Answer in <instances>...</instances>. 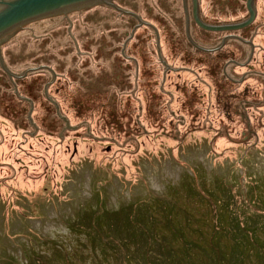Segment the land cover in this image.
<instances>
[{
	"label": "rangeland",
	"instance_id": "obj_1",
	"mask_svg": "<svg viewBox=\"0 0 264 264\" xmlns=\"http://www.w3.org/2000/svg\"><path fill=\"white\" fill-rule=\"evenodd\" d=\"M198 1L205 24L248 18ZM113 3L136 16L95 3L2 42L28 71L0 84V264H264V0L247 29L188 20L196 45L226 41L215 68L185 36L190 0Z\"/></svg>",
	"mask_w": 264,
	"mask_h": 264
},
{
	"label": "flooded vegetation",
	"instance_id": "obj_2",
	"mask_svg": "<svg viewBox=\"0 0 264 264\" xmlns=\"http://www.w3.org/2000/svg\"><path fill=\"white\" fill-rule=\"evenodd\" d=\"M6 1L7 0H0V9L2 7H4V5L2 3H5ZM116 1L119 2V1H123V0H110V1H105V2L97 1V2H92V3H88V4H83V5H80V6H77V7H69V8H66L64 10H60L57 13H63L62 11H65L66 12V11H70L72 9H80L82 7H86V6L91 5V4L96 5L95 3H97V4H105V5H108L113 10L117 11L118 13H125V14H128V15H131V17L132 16H134V17L136 16L135 13L132 12L131 10H125L122 6L119 7V6L114 5L113 2H116ZM190 4H191L190 11H188V10L185 9L186 10L185 11L186 26H187L186 27V31H185V36L189 40V42L191 43L190 45L193 46L200 53L199 55L205 57L206 60L208 58V55H211L212 56L211 62L213 64V67L215 68L216 66H218L219 61H223L226 58L225 55L222 53L223 47L225 46L224 42H226V41L225 40H222V43L220 44V46L217 47L216 49L213 48L212 50L202 48V47L196 45L194 42H192V39L190 38L189 33H188L189 32L188 31L189 30L188 29V27H189L188 20L191 19L192 22L196 26H197V24L194 21V14H196L198 16V18L200 19V21H202V20L200 18V2L197 0L196 5L194 6L192 0H190ZM183 5H184V2H183ZM245 6H246V1H245ZM184 8H185V6H184ZM57 13H54V14H57ZM54 14H51V15H54ZM65 16L66 15H64V17ZM143 24H144V22L141 21L139 25H142L143 26ZM146 24L148 25V23H145L144 25H146ZM251 25H249L248 27H250ZM197 27L200 28L199 26H197ZM248 27L243 28V29H247ZM16 29L17 28H15L13 30H10V31H8V32L0 35V69H1V72L3 73V75L0 74V84L1 83H5V80L7 82L9 81V82L12 83V80H15L16 79V80H18L17 82H21V81H25L26 78H27V71L28 70L24 71V73H22V75H20V76L19 75L12 74V70L6 68V66L4 65V62H3L2 58H1V47H2L1 45H2V42L4 40H6L7 38H9V36L12 34V32L15 31ZM200 30H203V29L200 28ZM203 31H206V30H203ZM235 31H238V30H235ZM206 32H209V31H206ZM230 36L232 37L230 39H232L234 41H242L243 42L242 45L243 46L250 47L252 52L256 50V45L250 43L248 40H242L240 37L234 36V35H230ZM158 49H159V47H158ZM169 49H170V47H169ZM175 49H176V45H171V50H172L171 52H174ZM214 59H216V60L213 61ZM197 61H199V59ZM164 65L167 68H169L166 64H164ZM239 67H241V66L239 65ZM242 67H244V66H242ZM220 68H221V72H222V70L224 69V65H222ZM29 70H33V69L29 68ZM210 72L212 73V75H211L212 78H214L215 75H217V73H218L217 72L215 74L214 71H212V70H210ZM210 72H209V75H210ZM17 82H16V84H17ZM34 82H36V80ZM14 95L17 96V94H14ZM14 98L17 99L16 97H14ZM18 99H21L20 100L21 102L27 103L29 105L27 107V113L29 115L33 114V110L35 109L34 102L32 101L33 99L30 98V97H22V98H18ZM32 103H33V105H32ZM41 109L45 113V112H47L46 110L48 109V106H46V105L44 106L43 105V108H41ZM0 110H1L0 114L4 117V119H6V120H8V119L9 120H12V118H10V116H12V92L9 93L8 100L5 101V99H2V102H1V93H0ZM22 110L23 109H20V112L19 113H21ZM17 113L18 112L16 110L15 114L17 115ZM35 128L37 129V127H35Z\"/></svg>",
	"mask_w": 264,
	"mask_h": 264
},
{
	"label": "water",
	"instance_id": "obj_3",
	"mask_svg": "<svg viewBox=\"0 0 264 264\" xmlns=\"http://www.w3.org/2000/svg\"><path fill=\"white\" fill-rule=\"evenodd\" d=\"M110 0H7L0 9V35L35 19L57 13L69 7H77L92 2ZM194 6L197 0H192ZM248 18L233 25L205 24L196 14L194 21L201 29L209 32L235 31L248 27L255 19L254 0H246ZM195 12V11H194Z\"/></svg>",
	"mask_w": 264,
	"mask_h": 264
},
{
	"label": "trees",
	"instance_id": "obj_4",
	"mask_svg": "<svg viewBox=\"0 0 264 264\" xmlns=\"http://www.w3.org/2000/svg\"><path fill=\"white\" fill-rule=\"evenodd\" d=\"M211 75H212V73L210 72V76H211ZM214 212H215L217 218H218V217L220 218V215H218V212H217L216 210H215ZM103 214H104V213H103ZM220 219H221V218H220ZM229 224H231L230 221H229ZM217 226H218V227H217ZM217 226L214 227V230H215L214 233H217V232L221 231V229L224 227L223 225H218V224H217ZM159 249H160L162 255L165 254L166 256H168V257L171 258V250H172L171 248H168V247H165V246H160ZM186 249H187V248H186ZM158 260H159V258H158ZM160 262L163 263V259H162ZM165 263H166V262H165Z\"/></svg>",
	"mask_w": 264,
	"mask_h": 264
}]
</instances>
